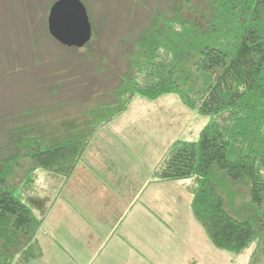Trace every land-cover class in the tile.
Segmentation results:
<instances>
[{"label":"trees","instance_id":"1","mask_svg":"<svg viewBox=\"0 0 264 264\" xmlns=\"http://www.w3.org/2000/svg\"><path fill=\"white\" fill-rule=\"evenodd\" d=\"M29 33L28 48L51 36ZM96 38L93 27L87 46L66 47L84 51L91 70ZM39 50L37 56L27 54L40 60L42 45ZM125 58L126 70L114 72L118 84L91 106L73 98V83L67 91L62 78L48 86L39 104L26 106V94L19 109L1 116L0 264H30L42 255L36 241L40 223L22 188H37L39 171L71 174L93 136L137 96L156 101L175 95L188 109L212 118L198 141L172 143L156 179L194 180L188 189L191 212L215 248L241 254L260 243L264 254V0H174L152 13ZM61 91L71 97L67 100L76 99L73 105L55 101ZM76 102L81 110L73 112ZM53 110L58 119L38 117Z\"/></svg>","mask_w":264,"mask_h":264},{"label":"rangeland","instance_id":"2","mask_svg":"<svg viewBox=\"0 0 264 264\" xmlns=\"http://www.w3.org/2000/svg\"><path fill=\"white\" fill-rule=\"evenodd\" d=\"M55 1L0 0V120L2 115L6 113L11 115V112H15V108L19 109V103L26 94L27 97L25 99H28L29 96L26 106L31 107L34 104H39L38 99L45 98L43 96L46 95V92L48 93L49 87L57 79L62 80V78L65 80L63 84L67 85V91L69 84L73 83L75 91H71L75 95L72 97L79 100H87V106H91L92 100L98 96L100 101L103 100L105 91L113 89L118 84L114 72L123 73L126 70L127 62L125 54L131 50L133 43L149 23L152 13L164 10L166 7L169 8L174 2V0H82L88 10L90 21L97 32V38L90 48L95 57V65L93 64L92 67L94 69L92 68V70L99 73L97 77L89 75L88 72L92 71L90 69L91 65L89 66L87 54L84 51L78 52L77 50L67 49L57 43L51 36L45 40L46 43L38 39L41 43L39 47L42 45L44 49V52L42 51L43 54L40 53V60L34 58V55H38L34 52L40 51L39 47H27V36L30 35V33L28 34L29 30L32 33L38 34L39 32L40 34L45 33L49 35V11L50 6ZM27 51L33 52L34 55H28ZM111 68L115 71L112 70L110 72ZM95 69H101V71L99 72ZM60 74H63V77ZM89 76L90 79H87ZM38 96L41 98H38ZM55 96V101L58 99L59 102H62L60 100L65 99L63 103H67V105H64L66 108L70 107L69 104L73 105V101L76 100H67L71 97L68 94L65 95L62 91ZM13 99L14 101H12ZM15 99L16 101L20 100L16 103ZM13 103L16 106L12 109ZM77 105L76 102L75 107L71 106L73 112L81 108ZM53 111L46 114L39 113L38 117L44 115L43 117L46 118L57 117L56 119H58L59 111ZM64 111L67 112V109H64ZM211 120L212 118L209 116H202L197 111L188 109L175 95H166L156 101H150L137 96L133 99L128 110L108 125V130L115 134V132L118 133L119 131H123V129L127 131L138 129L142 137L157 136L161 138L162 142L158 141L161 143L156 144L154 148L146 145L140 147L138 150L140 155L158 165L160 158L166 154L168 146H171L173 142L178 140L198 141L201 131ZM117 125L118 128H115ZM1 129L2 126L0 124V131ZM106 136L107 134L105 133L103 137ZM94 137L95 135L92 139ZM119 140H122V138ZM88 145L81 154L77 165L78 163H84ZM83 165L79 166L81 172L84 167ZM149 167H151L150 164ZM71 174L59 176L39 171V175H41L39 179L41 180V177L46 175L67 179ZM154 180L156 182L153 181V183H170L158 182L156 175H154ZM172 183H177L176 188L179 189L180 195L185 196L186 201L191 204L192 195H190L188 189L194 186V180ZM69 184V189L77 186L73 182ZM187 186L188 188L186 189ZM39 188H42L40 183L37 188L35 187L31 190L22 188L20 192L22 198L26 197L33 200L32 210L35 218L40 223V228L36 234V241H40L39 238L45 233L46 227L51 222V214L56 209L55 201L51 196L48 197L52 201L51 199L44 201L45 196H43V200L36 199L42 196ZM169 188L172 191H176L172 184ZM189 214L193 216L190 205ZM196 223L202 234L200 232H193L194 236L191 237L194 239L198 238L196 245L198 250L196 248L192 252L189 250L188 256L196 255L199 251V258L196 260L197 264H264L263 246L260 243L252 244L241 254L226 252L215 248L200 224L197 221ZM52 245L57 250V247L61 244L56 243L54 240L52 241ZM39 248L42 253L41 257L35 261L33 260L30 264H36V262L40 264V261L43 260L44 251L40 246Z\"/></svg>","mask_w":264,"mask_h":264},{"label":"crops","instance_id":"3","mask_svg":"<svg viewBox=\"0 0 264 264\" xmlns=\"http://www.w3.org/2000/svg\"><path fill=\"white\" fill-rule=\"evenodd\" d=\"M108 125L91 139L84 163L70 177L39 180L42 196L36 199L56 204L37 241L44 251L40 264H197L199 251L188 253L198 250L193 232L202 231L189 214L190 203L177 183H153L165 154L155 165L138 152L162 139L142 137L138 129L114 134ZM70 182L77 186L69 189ZM54 240L61 244L57 250Z\"/></svg>","mask_w":264,"mask_h":264},{"label":"water","instance_id":"4","mask_svg":"<svg viewBox=\"0 0 264 264\" xmlns=\"http://www.w3.org/2000/svg\"><path fill=\"white\" fill-rule=\"evenodd\" d=\"M48 29L51 37L67 48L82 49L93 38L88 10L81 0H58L50 8Z\"/></svg>","mask_w":264,"mask_h":264}]
</instances>
